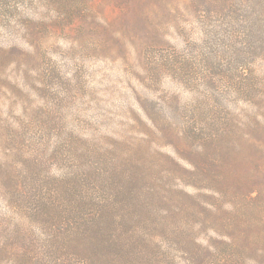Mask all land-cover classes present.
<instances>
[{"label":"rangeland","instance_id":"374dc122","mask_svg":"<svg viewBox=\"0 0 264 264\" xmlns=\"http://www.w3.org/2000/svg\"><path fill=\"white\" fill-rule=\"evenodd\" d=\"M82 196L95 264H264V0H0V264Z\"/></svg>","mask_w":264,"mask_h":264},{"label":"trees","instance_id":"16d2710c","mask_svg":"<svg viewBox=\"0 0 264 264\" xmlns=\"http://www.w3.org/2000/svg\"><path fill=\"white\" fill-rule=\"evenodd\" d=\"M225 178L226 177L218 175L215 181L217 180V182L222 185L224 184ZM80 200L79 206L76 207L70 204L66 206L59 197L50 199V203L53 204L52 207L57 211L56 215L53 217L55 221V230L53 234V240L56 246L54 251L56 253L55 264H95L87 257L82 259L79 256V252L70 254V249H68L67 246L88 245L96 248L106 236L107 229L105 228V221L108 216H106V213L110 212L109 208H111V205H114L111 199L105 203L97 204L88 197L82 196ZM84 207L88 208L84 209ZM79 235L82 238H79ZM114 242H116V240ZM208 251L213 256L216 255L214 251L210 249H208ZM189 259L191 260L189 264H201L203 260L201 256Z\"/></svg>","mask_w":264,"mask_h":264}]
</instances>
